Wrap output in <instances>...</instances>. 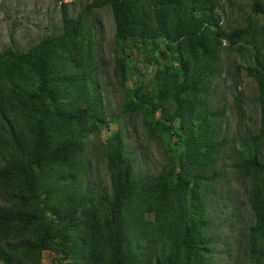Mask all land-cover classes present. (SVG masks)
<instances>
[{
  "label": "trees",
  "instance_id": "trees-1",
  "mask_svg": "<svg viewBox=\"0 0 264 264\" xmlns=\"http://www.w3.org/2000/svg\"><path fill=\"white\" fill-rule=\"evenodd\" d=\"M70 1L57 0V34L0 52V264H42L44 253L52 264H215L213 202L228 168L247 186L246 255L264 264V0H249L233 27L219 0H80L75 15ZM103 8L114 22L120 114L166 149L155 175L136 174L119 118L106 112ZM223 52L239 57L259 108L256 132L233 144L218 138L210 109ZM138 64L150 69L147 81ZM93 136L102 139L105 189L90 183Z\"/></svg>",
  "mask_w": 264,
  "mask_h": 264
},
{
  "label": "rangeland",
  "instance_id": "rangeland-1",
  "mask_svg": "<svg viewBox=\"0 0 264 264\" xmlns=\"http://www.w3.org/2000/svg\"><path fill=\"white\" fill-rule=\"evenodd\" d=\"M219 1L223 23L226 21L231 27L249 13V0H230L231 5L226 0ZM79 3L80 0L68 3L71 14L77 13ZM96 15L100 25L98 48L102 57L101 81L106 112L113 118H119L118 125L126 137L128 152L136 158V174L155 175L166 163V149L161 140L147 139L138 118L121 116L124 97L112 73L114 22L108 8L98 10ZM59 28L60 13L57 0H0V52L11 44L19 51H25L42 37L57 34ZM221 60L224 73L211 88L210 109L217 114L218 138L233 144L256 132L259 108L255 101V83L247 78L241 69H237L241 63L239 57L223 52ZM136 70L140 76L144 74L146 81L152 76L150 69L141 64L137 65ZM138 79L137 76H133L127 86L133 87ZM222 107L226 110L221 116ZM111 129L116 131L117 124ZM101 142V137H91L86 147V159L90 183L98 189H105L109 185V176L101 151ZM262 150L264 155V143ZM230 162L232 157L225 159V165ZM227 172L226 186L218 188L213 202L216 210L212 213L213 232L220 238L215 264H250L245 252L246 229L251 224V212L246 201L247 186L234 171L228 168ZM53 259L54 256L44 253L42 264H52Z\"/></svg>",
  "mask_w": 264,
  "mask_h": 264
}]
</instances>
